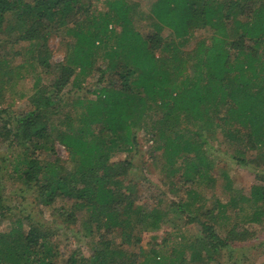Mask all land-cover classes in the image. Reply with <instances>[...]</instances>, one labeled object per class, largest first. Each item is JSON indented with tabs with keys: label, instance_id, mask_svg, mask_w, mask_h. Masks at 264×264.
Returning <instances> with one entry per match:
<instances>
[{
	"label": "trees",
	"instance_id": "obj_1",
	"mask_svg": "<svg viewBox=\"0 0 264 264\" xmlns=\"http://www.w3.org/2000/svg\"><path fill=\"white\" fill-rule=\"evenodd\" d=\"M123 1L107 0L104 15L88 16L67 29L76 41L72 55L66 65L57 66L51 84L42 85L35 77L27 111L10 114L0 109V148L6 145L16 153L11 161L0 154V219L13 224L0 232V264H182L181 250L168 258L153 252L138 261L124 246L143 226L158 228L164 214L157 207L145 212L136 204L131 161H111L116 154L136 152L135 130L147 125L158 132L153 138L161 142L156 149L165 171L191 185L186 201L178 203L187 224L199 225L202 234L200 240L184 245L192 251L191 262L201 260L203 248L211 262L213 254L237 252L238 244L249 240V231L237 225L227 227L223 237L215 229L232 219L229 213L239 202L253 209V224L264 220V0H153L147 14L138 11V3ZM82 7L81 0H0V29L7 14L15 13L10 31L17 43H27L14 53H24L22 63L2 62L17 79L26 69L47 72L51 30L68 25ZM138 19L150 22L152 33L135 29ZM163 26L170 30L169 39L160 37L167 29ZM198 30L211 31V38L197 41L186 52L184 47ZM130 32L131 38L126 36ZM106 38H113L116 46L107 51L105 68L96 69L101 86L93 91L95 99H72L69 109L60 112L64 101L58 96L76 70L82 76L91 73L92 53ZM2 78L1 87L8 81ZM55 141L69 151L70 167L55 156ZM215 142L229 150L224 155L232 163L257 170L256 183L249 196H231L227 203L217 201L214 210L203 212L200 188H212L217 176L225 180L226 191L232 186L210 151H217ZM45 153L53 157L41 159ZM8 179L31 190L40 205H53L56 199L70 203V222L76 220L74 211L85 214V234L104 231L98 247L89 257L73 252L58 261L63 256L53 240L56 232L33 214L11 207L3 194ZM15 216L19 218L13 222ZM116 233L122 237L119 245L112 239Z\"/></svg>",
	"mask_w": 264,
	"mask_h": 264
},
{
	"label": "rangeland",
	"instance_id": "obj_2",
	"mask_svg": "<svg viewBox=\"0 0 264 264\" xmlns=\"http://www.w3.org/2000/svg\"><path fill=\"white\" fill-rule=\"evenodd\" d=\"M124 2L123 0H114ZM129 2H135L139 4L138 11H142L147 14L151 10L153 0H128ZM83 5L82 11H79L72 22L66 26H61L51 30L48 37V48L50 50L49 64L50 69L46 72L43 68H36L33 71L26 69L21 71V79H17L13 75L14 70L11 71L2 60H6L11 66H16L22 63L24 53L20 56L15 55V51L21 49L27 45L26 42L17 43L15 41V33L10 31V28L15 19V13H8L6 16V23L0 29V76L2 79L11 76L7 83L1 87L0 85V109H6L10 114H18L22 111H27L30 107L29 97L33 94L35 77L39 76L42 85H49L57 78V66L67 64V58L72 55L73 45L76 41L71 35H67L66 31L71 28L73 24H79L86 22L88 16L97 17L98 15H104L107 12V0H81ZM118 4V3H117ZM141 34L152 33L153 28L150 22L136 20L132 25ZM111 27L116 31H120L121 28L116 27L114 22L111 23ZM165 27V26H163ZM127 28H130L129 26ZM167 28V27H165ZM169 29L161 31L160 37L169 39ZM211 31H197L195 37L184 47L185 51H190L197 41L205 39L208 41L211 38ZM131 38L132 32L126 34ZM129 44L131 43L129 39ZM132 45V44H131ZM134 45V44H133ZM116 46V41L111 38L104 42H98L96 49L93 51L91 59L93 68L91 73L87 76H82L78 71H75L74 77L71 78L70 83L63 90L62 94L58 97H62L64 104H60V112L63 108L64 111L69 109V102L76 98L95 99L93 91L100 88L101 84L98 82L100 71L96 69H104L107 63L106 53L112 47ZM137 45L134 49H131L132 56L137 53ZM156 55H159L156 52ZM157 58H159L157 56ZM144 62L150 61L149 58H143ZM7 71H11L8 75H5ZM74 79H77L76 85ZM74 84V85H73ZM80 110H77V114ZM5 116V114L1 115ZM146 126V125H145ZM138 149L131 154H116L111 158V161H122L129 159L133 164V168L130 172V179L136 184V204L141 206L145 212L157 207L162 211L163 219L158 228H152L150 226H143V228L135 231L133 240L128 245H124L125 248L135 254V258L141 261L145 256L152 257L153 252L168 258V255L176 256L179 250L183 251V257L185 261L182 264H264V220L259 224H253L249 219L252 217L253 209L248 203H238V209H233L229 213L232 219H228V222L221 224V227L217 226L215 229L220 236L226 235L227 227L237 225L238 230L247 229L249 231V240L244 243H239L237 252L230 253V250H222L217 254H213V260L207 262V249H201L199 252L201 260L191 262V250L184 245L187 242H192L196 239L200 240L201 230L197 224H187V218L185 215L178 212V203L186 201L187 190L191 185H185L180 181L179 175L171 176L168 171H165L163 167V161L161 157V151L156 147L161 144L160 141H156L153 135H157L156 130H152L150 126H146L142 129L135 130ZM216 143V142H215ZM217 151L210 150L215 155V160L220 166L224 168L228 173V178L231 180V191L228 192L225 189V180L222 177L216 179L215 185L211 188H200V192L204 198L203 212L206 210H214L216 202L225 204L228 202L231 196H249L250 188L256 183L255 173L257 170L253 167L243 168L238 166L225 157L224 153H229V150L225 147H221L216 143ZM53 150L55 156L63 161H66L67 166H71L69 161V151L63 147L60 143H53ZM0 154L7 156V161H11L16 153L6 149V145L0 148ZM53 155L43 154L41 159H50ZM10 166V165H9ZM7 166L8 173L12 171V167ZM261 171H264L262 168ZM4 172V171H3ZM2 174V173H1ZM7 176V175H6ZM182 180V179H181ZM9 199L11 207L23 215L33 214L36 220L44 223L51 230L56 232L54 237V243L58 245L59 253L63 256L58 258L60 262H64L66 257L70 253L81 254L84 257H89L93 250L98 247L96 241L100 239V233L92 232L91 236L85 234L83 230L84 215L81 211H74L76 213L75 222H70L66 218L67 212L71 213V204L65 203L56 199L55 203L50 206L40 205L31 190H26L25 186L21 183H15L10 179L4 182V193ZM15 212V211H14ZM238 214V217L235 216ZM204 217V216H203ZM19 217H14L13 222ZM25 222V221H24ZM26 223V222H25ZM12 223L7 219H0V232H6L12 227ZM141 228V227H140ZM24 231H27V225L24 226ZM139 235V236H138ZM137 236V237H135ZM105 237V236H104ZM107 237V236H106ZM121 236L116 233L112 237L115 245H119ZM235 250V251H236ZM208 252H210L208 250Z\"/></svg>",
	"mask_w": 264,
	"mask_h": 264
}]
</instances>
